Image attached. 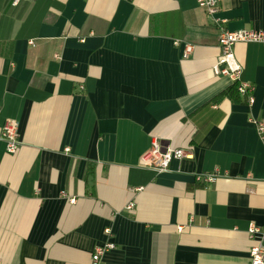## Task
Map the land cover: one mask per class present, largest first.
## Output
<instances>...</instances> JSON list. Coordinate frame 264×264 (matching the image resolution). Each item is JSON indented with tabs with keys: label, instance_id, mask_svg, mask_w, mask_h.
I'll return each mask as SVG.
<instances>
[{
	"label": "crops",
	"instance_id": "crops-1",
	"mask_svg": "<svg viewBox=\"0 0 264 264\" xmlns=\"http://www.w3.org/2000/svg\"><path fill=\"white\" fill-rule=\"evenodd\" d=\"M14 1L0 0V264H92L107 242L103 264H250L264 45L234 49L250 105L223 96L234 83L213 73L219 33L197 0ZM219 16L264 31V0H220ZM156 143L193 157L142 167Z\"/></svg>",
	"mask_w": 264,
	"mask_h": 264
},
{
	"label": "built area",
	"instance_id": "built-area-1",
	"mask_svg": "<svg viewBox=\"0 0 264 264\" xmlns=\"http://www.w3.org/2000/svg\"><path fill=\"white\" fill-rule=\"evenodd\" d=\"M18 3L19 0L14 1L15 5ZM197 3L199 8L202 9L207 17L211 19L219 33L218 44L221 54L213 67V73L219 77H229L233 83H237L240 95L247 99L248 104L253 105L255 102L254 86L242 81L241 75L243 67L237 60L234 49L238 43H260L264 45V31H229L226 28L227 21L219 16L220 0H197ZM188 51H191V47ZM254 123L259 135L264 140V122L255 121ZM1 139L6 143L7 152L13 155L16 154L22 145L19 135V123L7 121L3 127ZM188 157H193V152L191 150L171 147L164 148L156 143L142 156L141 166L154 171L163 172L169 169L173 160H182ZM202 178H204V181L211 182L213 181L214 176L208 174L199 177V179ZM133 208V204L128 206V209ZM106 232L107 234H110L111 231L108 229ZM248 234L251 238L258 239V244L250 251V264H264V228L252 223L248 229ZM113 248L114 244L111 242H107L98 247L92 256V264H103L102 256Z\"/></svg>",
	"mask_w": 264,
	"mask_h": 264
},
{
	"label": "trees",
	"instance_id": "trees-1",
	"mask_svg": "<svg viewBox=\"0 0 264 264\" xmlns=\"http://www.w3.org/2000/svg\"><path fill=\"white\" fill-rule=\"evenodd\" d=\"M224 95H227L229 97H231L232 99H239L241 102H246V98L242 97L238 91V84L237 83H234V85L227 91L223 94Z\"/></svg>",
	"mask_w": 264,
	"mask_h": 264
}]
</instances>
